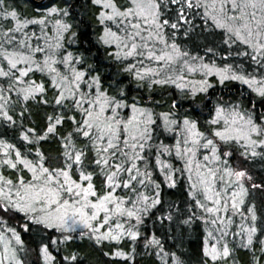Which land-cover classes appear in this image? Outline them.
<instances>
[{
  "label": "snow or ice",
  "instance_id": "1",
  "mask_svg": "<svg viewBox=\"0 0 264 264\" xmlns=\"http://www.w3.org/2000/svg\"><path fill=\"white\" fill-rule=\"evenodd\" d=\"M144 256L264 264V0H0V264Z\"/></svg>",
  "mask_w": 264,
  "mask_h": 264
},
{
  "label": "trees",
  "instance_id": "2",
  "mask_svg": "<svg viewBox=\"0 0 264 264\" xmlns=\"http://www.w3.org/2000/svg\"><path fill=\"white\" fill-rule=\"evenodd\" d=\"M14 2L16 4H19L21 8L25 9L29 15H34L36 12V6L41 4L37 2L33 3L32 0H14ZM74 2L75 0H69V3H74ZM44 3H47V0ZM75 12L78 14L77 19H84L86 21L90 20V16L83 10L79 9V7H77ZM87 32H88V36L82 37V39L85 40V42H87L89 39L94 40L95 37L93 35V30L91 27L87 29ZM95 51H96L95 48H93V52ZM236 87H240V86L237 85ZM167 199L175 200L177 203H179L180 200L183 199V192L180 190H169L167 194ZM150 226L151 225L149 224V227ZM198 236H199V230L196 228L195 225L193 226L192 229H187L182 238L183 246L185 247V249H187L189 252H194L199 244ZM24 238H25L26 244L30 248L35 247L34 243L30 239H28L26 235L24 236ZM172 242L173 241L171 240L168 241L169 244H171ZM176 243H180V240L178 239ZM86 251L92 252L91 259L93 260L100 259L99 254L95 252L94 250H92L90 247H86ZM154 260H155V257L144 256L143 259L140 261V264H152Z\"/></svg>",
  "mask_w": 264,
  "mask_h": 264
},
{
  "label": "water",
  "instance_id": "3",
  "mask_svg": "<svg viewBox=\"0 0 264 264\" xmlns=\"http://www.w3.org/2000/svg\"><path fill=\"white\" fill-rule=\"evenodd\" d=\"M46 0H35V2H37V3H44Z\"/></svg>",
  "mask_w": 264,
  "mask_h": 264
}]
</instances>
